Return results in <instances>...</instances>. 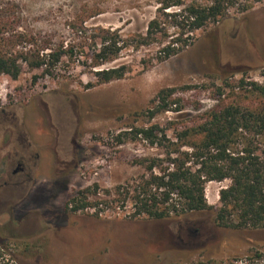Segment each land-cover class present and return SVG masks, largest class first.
<instances>
[{
	"label": "rangeland",
	"instance_id": "1",
	"mask_svg": "<svg viewBox=\"0 0 264 264\" xmlns=\"http://www.w3.org/2000/svg\"><path fill=\"white\" fill-rule=\"evenodd\" d=\"M160 5L161 0H0L1 30L70 40V25L85 21L119 29L126 40H134L133 35L146 33ZM174 33L178 30H169ZM178 35L163 44L157 39L126 48L97 67L125 65L126 75L90 88L84 85L97 79L83 61L61 64L37 83L32 78L39 71L25 65L15 80L0 75V237L12 239L21 264H164L227 258L264 246V229L220 227L215 209L180 218L132 219L130 207L106 204L114 195L105 189L142 172L137 157L162 152L119 137L121 132L158 124L173 136L236 99L242 78L264 82V2L186 33L184 49L165 57L163 45ZM164 88H174L162 102L170 109L156 111L161 104L156 95ZM24 143L37 154L36 164L30 178L18 183V176H11L12 160ZM229 183L207 184L214 208ZM95 185L98 192L89 199L99 205L71 210L69 200Z\"/></svg>",
	"mask_w": 264,
	"mask_h": 264
},
{
	"label": "trees",
	"instance_id": "2",
	"mask_svg": "<svg viewBox=\"0 0 264 264\" xmlns=\"http://www.w3.org/2000/svg\"><path fill=\"white\" fill-rule=\"evenodd\" d=\"M260 2L264 0H161L146 33L133 35L134 40H126L119 29L88 26L85 21L70 25V40L56 39L49 33H6L0 22V75L15 80L25 65L30 71H39L32 78L37 83L40 78L53 76L61 64L83 61L89 63L97 79L85 84L86 88L108 83L123 78L127 67H97L116 60L126 48H139L157 39H162L163 44L166 38L179 33L178 38L172 37L162 47L165 57H169L188 44L182 38L186 33L238 17ZM172 28L178 33L169 34ZM239 87L232 102L208 110L195 124L177 129L173 136L158 124L121 132L119 137L145 142L162 152L137 157L135 164L142 172L105 189L108 196L114 195L106 204L116 201L130 207L128 217L132 219L180 218L215 209V221L220 227L264 229V82L242 78ZM173 90L164 88L158 92L156 99L161 104L156 111L170 109L162 102ZM224 180L230 183L220 189V205L214 208L208 202L206 186L211 181ZM97 192V185L81 190L68 205L73 211L95 208L100 202L89 197ZM11 241L0 237V264H21ZM164 264H264V246L254 245L244 254L227 258Z\"/></svg>",
	"mask_w": 264,
	"mask_h": 264
},
{
	"label": "flooded vegetation",
	"instance_id": "3",
	"mask_svg": "<svg viewBox=\"0 0 264 264\" xmlns=\"http://www.w3.org/2000/svg\"><path fill=\"white\" fill-rule=\"evenodd\" d=\"M21 137V136H18ZM22 142H26L27 140L25 136H22ZM20 140V139H19ZM31 144L24 143L22 145V149L19 152H16L14 159L12 160V164L16 163V168L12 170V178L13 176H18V183H21V180H27L30 178L32 168L36 162L34 159L36 158L37 154H34L33 151L30 149ZM17 161V162H15Z\"/></svg>",
	"mask_w": 264,
	"mask_h": 264
}]
</instances>
